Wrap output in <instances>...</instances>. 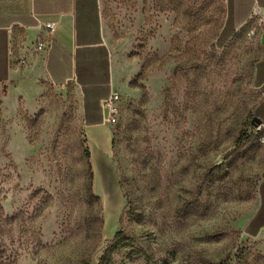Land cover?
<instances>
[{
    "label": "rangeland",
    "instance_id": "374dc122",
    "mask_svg": "<svg viewBox=\"0 0 264 264\" xmlns=\"http://www.w3.org/2000/svg\"><path fill=\"white\" fill-rule=\"evenodd\" d=\"M231 10L102 0L120 95L106 204L77 85L0 82V264H264L262 21Z\"/></svg>",
    "mask_w": 264,
    "mask_h": 264
},
{
    "label": "crops",
    "instance_id": "0c3cea01",
    "mask_svg": "<svg viewBox=\"0 0 264 264\" xmlns=\"http://www.w3.org/2000/svg\"><path fill=\"white\" fill-rule=\"evenodd\" d=\"M231 9L237 26L260 16L264 48V0H231ZM38 20L55 21L56 27L49 32ZM38 40H43L46 48L34 52ZM22 56L25 64L19 62ZM113 76L102 0H0V82L10 92L16 85L28 94L32 92L29 86L38 81L77 85L82 94L94 191L105 204L99 185H106L116 170L112 130L104 120L101 101L114 90ZM259 78L264 83V59L259 63Z\"/></svg>",
    "mask_w": 264,
    "mask_h": 264
},
{
    "label": "built area",
    "instance_id": "2783aa9c",
    "mask_svg": "<svg viewBox=\"0 0 264 264\" xmlns=\"http://www.w3.org/2000/svg\"><path fill=\"white\" fill-rule=\"evenodd\" d=\"M39 26H42L44 29L48 30L49 32H52L55 27H56V22L55 21H42L38 20ZM46 48V44L43 40H38L36 47L34 48V52H38L41 50H44ZM21 64L26 63V57L22 56L19 60ZM120 95L117 91L112 90L110 95L103 99L101 101V105L104 111V120L108 124H115L117 122V117L119 114V102ZM264 128V120H262V123L259 124L256 129L258 131H261ZM259 140L264 142V137H260Z\"/></svg>",
    "mask_w": 264,
    "mask_h": 264
},
{
    "label": "trees",
    "instance_id": "16d2710c",
    "mask_svg": "<svg viewBox=\"0 0 264 264\" xmlns=\"http://www.w3.org/2000/svg\"><path fill=\"white\" fill-rule=\"evenodd\" d=\"M232 18V16H231ZM262 120H264L263 118H261ZM262 194H263V203L262 206L259 210V212L257 213V215L255 216V218L252 220V223L255 225H259L262 226L264 225V182L262 183Z\"/></svg>",
    "mask_w": 264,
    "mask_h": 264
},
{
    "label": "water",
    "instance_id": "95a60500",
    "mask_svg": "<svg viewBox=\"0 0 264 264\" xmlns=\"http://www.w3.org/2000/svg\"><path fill=\"white\" fill-rule=\"evenodd\" d=\"M252 123L255 125V126H258L259 124L262 123V119L258 116L254 117L253 120H252Z\"/></svg>",
    "mask_w": 264,
    "mask_h": 264
}]
</instances>
